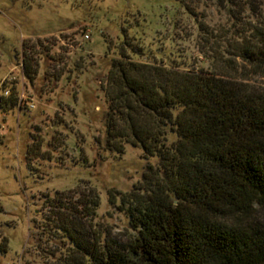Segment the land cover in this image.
Returning a JSON list of instances; mask_svg holds the SVG:
<instances>
[{"label":"trees","instance_id":"obj_1","mask_svg":"<svg viewBox=\"0 0 264 264\" xmlns=\"http://www.w3.org/2000/svg\"><path fill=\"white\" fill-rule=\"evenodd\" d=\"M220 7L232 23L199 27L208 68L124 41L103 83L107 148L159 162L110 191L129 222L119 233L89 183L47 196L36 264H264V5Z\"/></svg>","mask_w":264,"mask_h":264},{"label":"rangeland","instance_id":"obj_2","mask_svg":"<svg viewBox=\"0 0 264 264\" xmlns=\"http://www.w3.org/2000/svg\"><path fill=\"white\" fill-rule=\"evenodd\" d=\"M222 1L0 0V264H36L46 197L83 182L99 193L98 221L127 229L110 191L129 193L159 160L109 151L103 83L127 38L208 68L199 27L232 23Z\"/></svg>","mask_w":264,"mask_h":264},{"label":"built area","instance_id":"obj_3","mask_svg":"<svg viewBox=\"0 0 264 264\" xmlns=\"http://www.w3.org/2000/svg\"><path fill=\"white\" fill-rule=\"evenodd\" d=\"M86 38H87V39H89V36H88V35H86ZM6 95H7V93H6ZM1 98H2V97H1ZM1 98H0V100H1Z\"/></svg>","mask_w":264,"mask_h":264}]
</instances>
